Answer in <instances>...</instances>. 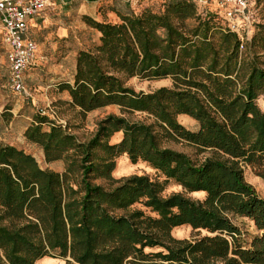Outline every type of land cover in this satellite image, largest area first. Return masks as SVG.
<instances>
[{
  "label": "trees",
  "instance_id": "trees-1",
  "mask_svg": "<svg viewBox=\"0 0 264 264\" xmlns=\"http://www.w3.org/2000/svg\"><path fill=\"white\" fill-rule=\"evenodd\" d=\"M255 9L243 49L219 17L189 0L112 9L117 22L85 14L98 42L79 50L73 82L60 88L81 113L117 105L120 114L101 118L85 141L48 115H34L25 139L62 170L41 168L31 153L0 141V264H34L44 256L65 264H264V197L244 178L248 167L264 180L259 0ZM132 77L170 78L172 85L136 91L126 84ZM135 113L144 119L128 118ZM178 115L196 120L197 129ZM115 133L121 137L110 142ZM170 141L208 155L196 161ZM122 154L132 164L145 162L163 181L146 174L113 178ZM170 181L181 191L163 195ZM232 216L248 218L258 233L244 241ZM182 225L195 235L174 237L172 229Z\"/></svg>",
  "mask_w": 264,
  "mask_h": 264
},
{
  "label": "rangeland",
  "instance_id": "rangeland-1",
  "mask_svg": "<svg viewBox=\"0 0 264 264\" xmlns=\"http://www.w3.org/2000/svg\"><path fill=\"white\" fill-rule=\"evenodd\" d=\"M162 1L163 0H144L143 3L139 4L138 9L147 5H152L154 8H157ZM259 7V16L261 20L264 21V0H259ZM46 14L56 19L57 23H53L49 26L37 24L30 29V34L37 44V50L32 64L24 73L25 84L29 93L28 96L16 93L9 87V69L0 26V94L3 95L5 99L3 108L0 107V114L2 115L0 141L31 153L36 158L41 168L62 170L63 166H61L59 162L47 163L43 154L39 151V147L25 139L22 133L23 125H21L19 121L16 122L11 129L10 127L5 129L7 115H9V120L10 116L17 118L19 113L26 115L33 114L34 117V115L38 114L37 109L39 107L48 105V119L54 117L52 120L64 124L67 130L74 133L79 140L85 141L94 134L97 122L101 118L109 113L120 114V109L117 105H107L86 113H81L76 107L68 103V92L67 90H62L60 85L65 82H73L76 57L79 50L93 47V45L98 42L100 33L87 24L84 18L87 13L65 8V5L60 8L50 9ZM87 15L98 20L110 22L119 21L115 12L111 10L102 11L99 9L95 15ZM62 27L66 28V34H61L60 29ZM261 61H264V56L261 57ZM260 66L264 67V62H262ZM126 84L136 91L142 90L144 92H149L160 86H171L172 80L170 78L147 80L132 77L126 81ZM257 102L261 109H264V95H260ZM8 107L13 110L12 113L4 111V109ZM144 117V114L139 113L128 116L131 120H142ZM18 119L21 121V119L25 118L22 116L18 117ZM177 120L190 130H196L198 127L197 121L187 115H178ZM48 127V123L43 125L45 129ZM120 137L121 133H115L110 138V142H116ZM166 145L187 153L196 161L202 160L208 155L207 152H199L194 146L183 141H170L166 143ZM131 174H146L151 179L158 181H163L164 179L162 175L149 167L145 162L138 161L132 164L124 154L116 157L115 167L111 171V176L113 178H119ZM244 178L254 186L261 197H264V180L256 176L248 167L244 168ZM94 181L106 186L109 183L108 180L103 178H97ZM175 191H181V187L170 181L164 185L162 194L168 195ZM189 196L202 198L203 194L189 193ZM136 206L140 205L137 204ZM232 221L239 227L244 241H249L253 235L258 233L253 222L246 217L232 216ZM171 233L176 238H191L195 235L194 231H192L191 227L188 225L174 227ZM34 264H65V259L44 256L38 259Z\"/></svg>",
  "mask_w": 264,
  "mask_h": 264
},
{
  "label": "built area",
  "instance_id": "built-area-1",
  "mask_svg": "<svg viewBox=\"0 0 264 264\" xmlns=\"http://www.w3.org/2000/svg\"><path fill=\"white\" fill-rule=\"evenodd\" d=\"M73 0H0V26L9 69L8 84L16 93L28 96L25 70L32 64L37 44L28 34L29 21L39 17L48 7L66 5ZM198 11L215 14L223 27L236 33L243 44L250 40L256 16L255 0H189ZM49 106L37 113L48 115ZM54 117H52L53 119Z\"/></svg>",
  "mask_w": 264,
  "mask_h": 264
},
{
  "label": "crops",
  "instance_id": "crops-1",
  "mask_svg": "<svg viewBox=\"0 0 264 264\" xmlns=\"http://www.w3.org/2000/svg\"><path fill=\"white\" fill-rule=\"evenodd\" d=\"M143 2H144V0H73L70 3L66 4L65 8H68V9L70 8V9H74V11L95 15L99 9H101L102 11L112 10V9L121 10V11H126L128 9H138L139 4H141ZM62 6H63L62 4H56L54 6H50L42 13L43 16L40 15L39 17L30 20L29 26H28L29 36L32 38V36L30 34V29L32 27L36 26L37 24H43L44 26H49V25H52L53 23L56 24L57 23L56 19L51 18L50 15L46 14V12L49 11L50 9L60 8ZM60 32L62 35L66 34V28L62 27L60 29ZM4 102H5L4 96L0 94V107L1 108H3ZM4 111L10 112V113L13 112V110L10 109L9 107L5 108ZM22 116L25 119H21V121H20L18 119V117H22ZM1 117H2V115L0 114V124L2 123ZM8 120H9V115H7V117H6L5 123H7V124L5 126V129H8L9 127L11 129V127L13 125H15L16 122L19 121L21 123V125H23L22 126V133L24 132V130L29 125H31L34 122L33 114L26 115V114H21V113L18 114L17 118L10 116V120L9 121ZM39 151L41 152V154H43V152L40 148H39ZM59 164H61V166H62L61 162H59Z\"/></svg>",
  "mask_w": 264,
  "mask_h": 264
}]
</instances>
